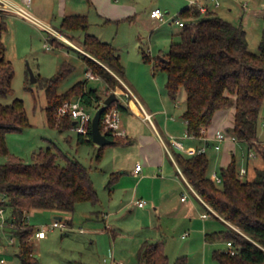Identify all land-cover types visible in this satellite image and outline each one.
Listing matches in <instances>:
<instances>
[{
  "label": "rangeland",
  "instance_id": "rangeland-1",
  "mask_svg": "<svg viewBox=\"0 0 264 264\" xmlns=\"http://www.w3.org/2000/svg\"><path fill=\"white\" fill-rule=\"evenodd\" d=\"M114 2L132 7L130 15L136 14L135 20L124 19L104 25L105 18L102 19L93 9L90 10L91 25L88 32L100 35L103 40L112 42L119 49L125 67V75L121 77L134 86L139 97L147 99L150 110L164 109L167 102L171 106L166 89L167 73L161 69L158 59L167 55L173 40L179 39L178 33L182 27L177 23L178 14L183 7L189 5L188 0ZM244 2L248 4L245 9L241 6ZM157 7L165 12L162 19L150 15L152 9ZM220 11L225 18L235 23L242 20L250 49L258 51L264 27V0H235L231 9L222 6ZM56 17L57 19H53L55 22L50 25L58 29L61 35L71 37L78 48L69 44L66 48L58 47L48 40L49 34L45 27L23 20L7 19V29L3 32L2 39L7 47L6 58L12 62L15 74L12 81L14 94L5 101L10 102L13 97L23 99L30 122L21 131L8 132L7 145L11 153L20 156L27 163L34 162L35 152L50 145L55 149L57 146L65 155L90 168L99 202H80L72 213L57 214L47 209L29 212L28 220L36 230L47 229L46 237L31 238L36 243V264H104V259L111 262L113 258L116 261L139 264L137 253L146 239L163 242L164 251L169 258L168 264H177V259L184 256L186 264H218L212 257L213 250L226 249L227 243H208L204 240V235L205 232L220 229L223 224L212 215L203 221L200 214L207 210L199 201L193 207L181 208L184 204L180 199L181 185L175 175L167 176L166 172L161 171L162 176H149L137 182L139 177H135L130 171L141 154L137 141L104 145L101 157L98 158L100 145L80 143L78 133L73 128L60 131L48 123L47 92L42 79L63 71L64 63L69 65L65 67L66 76L59 84V92L66 91L80 80H86L87 88H98L104 97L111 93L101 77L88 78V67L82 55L86 51L83 45L85 32L62 30L60 17ZM59 48L68 55L59 54ZM144 51L151 60L145 61ZM84 54L90 55L88 52ZM70 65L72 70H68ZM29 69L38 78L36 81L32 80ZM112 72L120 76L113 70ZM125 87L121 81L118 88L121 102H124ZM184 98L185 93L182 91L178 107L170 108V116L175 114V120L171 122L178 124L179 129L183 127L180 115L182 107H185ZM91 111L94 114L96 112L94 108ZM55 116L58 121L61 119L56 113ZM133 116L135 117L127 110L121 111L122 125L132 122L140 132L152 134L150 124L143 122L136 114ZM154 121L164 128L165 115H155ZM259 137L264 142V109L261 113ZM247 150L246 144L238 143L236 155L240 164L245 163ZM257 156L251 164L249 174L242 177L244 180L254 179L257 175L256 167L264 165L262 156ZM6 159L0 154V163H4ZM61 162L64 163L63 159ZM212 167L215 166L211 164L210 175L217 171ZM217 172L220 174V171ZM192 198L190 196L189 203ZM141 199L146 202L144 206L136 203ZM103 213L109 214L107 220L103 218ZM57 216H62L63 219L60 220ZM56 220L66 224L72 220L73 224L66 228L52 227ZM0 264H24L19 255V243L11 244L1 229Z\"/></svg>",
  "mask_w": 264,
  "mask_h": 264
},
{
  "label": "trees",
  "instance_id": "trees-1",
  "mask_svg": "<svg viewBox=\"0 0 264 264\" xmlns=\"http://www.w3.org/2000/svg\"><path fill=\"white\" fill-rule=\"evenodd\" d=\"M178 18L185 21L178 33L179 39L172 41L167 55L159 57L158 61L167 73L169 97L178 100L182 91L185 93L183 119L187 122V133L200 137L202 129H208L218 110L235 106L231 132L261 155L264 162V142L259 137L264 106V27L259 49L253 51L242 20L235 23L215 10L204 13L195 5L182 8ZM125 19L135 20V16ZM89 26L87 15L73 14L66 15L60 27L65 31L86 32L83 45L90 55H82L88 70L92 69L104 80L108 91H118L121 81L112 70L120 77L125 74L119 50L111 42L88 33ZM6 29L7 20L1 13L0 154L7 159L0 163V206L6 207L15 217L17 226L11 231L19 238L22 261L36 264V243L31 240L36 228L27 220V214L33 209L72 213L80 202H99V195L90 168L68 157L57 146L55 149L50 145L35 152L33 163L10 152L7 133L21 131L30 122L23 99L13 97L10 102L5 101L14 94L12 81L15 74L12 62L6 58L7 47L2 39ZM50 40L58 47L66 45L54 35ZM143 57L145 61L151 60L145 51ZM67 65L64 63L63 71L55 76L42 79L47 92L48 123L60 131L74 125L69 115L59 121L55 116L65 101L80 98L91 110L101 106L106 98L98 88H87L86 80L59 92ZM72 69L70 65L68 70ZM113 105L125 110L119 102ZM106 134L114 140L112 144L131 143L128 137L115 136L111 132ZM78 141L96 144L92 138V125L88 134H78ZM103 148L100 146L98 158ZM173 155L204 208L223 224L220 229L206 232L204 240L208 243L231 241L233 244L232 248L227 244L226 249H214L212 257L218 264H264V165L256 167L254 179L244 180L242 177L249 172L240 175L241 168L233 158L220 169V174L215 173L221 178L218 181L215 174H209L210 161L206 153L174 150ZM137 257L139 264L169 263L161 241L144 240ZM177 264H186V257L178 258Z\"/></svg>",
  "mask_w": 264,
  "mask_h": 264
},
{
  "label": "crops",
  "instance_id": "crops-1",
  "mask_svg": "<svg viewBox=\"0 0 264 264\" xmlns=\"http://www.w3.org/2000/svg\"><path fill=\"white\" fill-rule=\"evenodd\" d=\"M8 1L11 2L15 6L23 4L21 0H8ZM191 1L192 0H188L189 5H187V6H191ZM201 1H202V4H206L210 8V10H215L216 12L221 14L220 8L223 6V7H226L227 9H231V5L233 4V1H235V0H222V5L220 7L214 6V3H213L214 0H201ZM247 5L248 4L246 2L241 4V6L244 9L247 7ZM187 6H185V7H187ZM93 9L97 12V14L102 19L105 18V20L103 22L104 25H107V24H110L113 22H118L120 20H124L125 18H128L130 16H136V14L130 15L132 12V7H130L129 5H125V4H123V5L116 4L114 2V0H33L32 3L30 4L29 10L37 18L38 23L33 22L31 20H28L26 18H23V17L15 14L12 11H9L5 8L0 7V10L2 11L1 13H2V15L3 14L5 15L6 20L7 19H11V20L17 19L19 21L23 20L25 22L33 23L34 25H38V27H41V28L45 27V29L47 30V32L49 34L48 36L52 37L54 35L66 43V45L63 46L62 48H66L68 46V44L72 45L76 48H78L79 46L76 43H74V41L72 40L71 37H65V36L61 35V33L58 32V29H56V28L52 27V25H50V24H52L51 22H55L53 19L54 18L57 19L56 16H59L60 21H61L60 22V26H61L62 19L66 15L84 14V15L88 16V19L90 22V10H93ZM153 9H155V8H153ZM1 13H0V15H1ZM150 15H151V13H150ZM90 25H91V22H90ZM89 29H90V26H89ZM88 33H90V32H88ZM91 34H94V33H91ZM94 35H96V34H94ZM96 36L99 37L101 40H103L100 35H96ZM104 41H107V40H104ZM108 42H110V41H108ZM62 48H59V50H60L59 54L68 55V53L66 51L62 50ZM84 53H86V51H84ZM118 78L124 83V87H125V85L128 86L130 88V90L135 95V97L132 98L131 100L124 102L127 105V108L125 110H127L130 114H132L133 118L135 117V116H133V114L138 115L142 119L143 122L150 124V126L152 128L151 129L152 134H146V133L140 132L139 129L132 122L129 123L128 125H125V126L122 125L123 129L126 131V135H127L126 137H128V139L131 141V143L132 142L134 143V141H137L140 144V148H141L140 157L137 159L135 165L132 168H130V171L134 174V176L139 177L137 182L140 179H142V181H143L145 178H147L149 176L150 177L159 176V175H161V171H164V172H166L167 176L172 177V175H175L176 179H178V181L181 185L180 199H181V202L184 203L181 208H183L184 206H190L191 207L192 205H194L196 203V201H199L202 204V202L200 201L201 198L198 197L195 194V192L192 190V188L188 184L189 182L187 181V178L184 175V173L183 172L181 173L179 171L180 167L178 166V163H177V161L173 155V151L178 149V148L173 146L172 139H171L172 136L178 138L179 140H181L183 142L184 147L181 150L183 152L189 150V152H186V153H191V151H193V150L195 151L197 148L207 144L206 154H207L209 161H210L209 169H211V164H212V166H215L214 168L213 167L212 168L213 169L216 168L217 171H220V169L223 166L228 165L233 160V158L237 159L236 154H237L238 143H244L248 147V150H247L248 152H247V155L245 157L246 158L245 163L240 164V162L238 160H237V162H238V165L240 168L246 167V168H248V172H250L251 164L258 157L257 156L258 154L256 152V156L250 158L249 152L252 151L253 149H250L247 143H245L239 139L236 141L232 140V139H226L220 143L221 147L219 149L215 147V145L217 143H219L215 139V133L217 130L221 129V130H225L229 133H232L230 129L234 125L235 106H231V107L226 108V109L218 110L214 116L212 124L208 127V129H206V132L203 136L188 137L187 136V122L183 119V113L186 109L185 102H184L185 107L184 108L182 107V113L180 115L181 116V124L183 126L182 127L183 131H182V129H179L178 124H174L171 122V121L175 120V114H172L170 116V108L171 107L177 108L179 100H172L171 98H169L172 102L171 106H170L169 102H167V105L165 104L164 109H156V110L151 109L150 110L151 106L147 102V99L146 98L142 99L143 97H141V96L139 97L135 93V89L133 88L134 86L133 85L131 86V84L128 83L127 81H125L122 77L118 76ZM125 90H126V87H125ZM116 92L119 93V91H116ZM144 100L147 103H145ZM182 103H183V101H182ZM139 104L141 107L139 106ZM263 109H264V106H263ZM146 114L151 115L152 122L149 121L148 119H146ZM157 114H159V115L164 114L165 115L164 128L160 126L159 122L157 123L156 121H154V117ZM166 145L168 148L166 147ZM178 150H180V149H178ZM168 156H169L170 160H168ZM138 162H140L142 165V171L139 174H136V173H134V168ZM217 171H215L214 174L218 173ZM185 193H187L188 196L185 200H183L182 197L184 196ZM190 196H192L195 200L192 198L190 203H189ZM141 200H143V199H141ZM136 203L138 204V200ZM187 203L189 205H187ZM145 204H146V202H145ZM144 205H139V206H144ZM204 212H207V211L201 212L200 216L203 219V221H206V220H208L209 217L208 218L202 217V214ZM56 213L60 214L58 212H56ZM108 217H109L108 213H103L104 219L107 220ZM62 219H60V220H62ZM28 221L30 222V220H28ZM72 224H73V222L71 220L63 228H66L67 225H72ZM108 228L112 229L111 226ZM7 233L9 234V231H6V234ZM186 235H187V233L184 234L183 237H185ZM39 239H42V238H39Z\"/></svg>",
  "mask_w": 264,
  "mask_h": 264
},
{
  "label": "built area",
  "instance_id": "built-area-1",
  "mask_svg": "<svg viewBox=\"0 0 264 264\" xmlns=\"http://www.w3.org/2000/svg\"><path fill=\"white\" fill-rule=\"evenodd\" d=\"M22 1V5H13L11 2H9L8 0H0V7L1 8H5L9 11L14 12L15 14L26 18L28 20H31L33 22L38 23L37 18L30 12L29 7L30 4L32 3L33 0H21ZM214 6L215 7H220L222 5V0H214ZM197 6L199 7V9L202 12H207L208 10H210V8L206 5V4H202L201 0H192L191 1V6ZM151 16L154 18H160L162 19L165 16V12L157 7L155 9L152 10L151 12ZM177 23L179 24V26H184L185 25V21L183 19H177ZM51 37L49 36L48 40ZM87 75L88 78L91 79H98L100 76H98L92 69H89L87 71ZM126 86V85H125ZM118 96L120 97V93H118ZM124 102H127L129 100H131L132 98L135 97L134 93L130 90V88L128 86H126V91L124 92ZM103 104V102L101 103V105ZM100 107V106H99ZM99 107L97 109H95L96 111L99 109ZM60 118H62L65 115H69V117L74 120V125H73V129L78 133V134H83L86 135L88 134L89 131V126L92 125V120H93V116L94 113L87 107V105L80 99V98H76L73 100H69V101H65L55 112ZM146 119H148L149 121L152 122L151 119V115L146 114ZM101 122H102V131L104 133L107 132H111L113 135L115 136H126V131L124 129H122V119H121V110L119 109L118 105H109L106 107V109L104 110L102 117H101ZM206 130L203 128L202 129V135L203 136L205 134ZM188 137H192L193 135H190L187 133ZM172 144L174 147L178 148V149H183L184 144L181 140H179L178 138L172 136ZM215 139L219 142L215 145L216 148H220L221 147V142L226 140V139H232V140H238V138L232 134L229 133L225 130H217L215 133ZM167 147V145H166ZM168 148V147H167ZM207 150V144L203 145L199 148H197L195 151L193 152H197V153H206ZM191 152V153H193ZM256 156V152L255 151H250L249 152V157H255ZM247 168L246 167H242L240 169V175H244L247 173ZM142 171V165L140 162H138L134 168V173L139 174ZM179 171L182 173V170L179 168ZM216 175V179L218 181H221V178ZM190 185V187L192 188V190L195 192V194L197 196L198 193L196 192V190L192 187V185L190 183H188ZM187 193L184 194V196L182 197L183 200H185L187 198ZM138 204L139 205H144L145 201L144 200H138ZM210 216V214L208 212H204L202 214V217L204 218H208ZM29 219V214H27V220ZM65 223L63 221H59L56 220L53 224L52 227H65ZM16 222H15V217L10 213V211L4 207V206H0V229L3 231V233L7 236L8 241L11 244H14L15 242L19 243V239L18 236L15 235L14 233H12L11 229L16 228ZM107 227H110L109 225H107ZM6 231H9V234H6ZM9 235V237H8ZM47 235V229L45 228H38L35 232V237L37 238H44ZM228 247L232 248L233 244L231 241L227 242ZM234 253V251H232ZM2 262H5L4 259L1 260ZM107 259H104V264H131L125 261H116L114 258L111 259V262H107Z\"/></svg>",
  "mask_w": 264,
  "mask_h": 264
},
{
  "label": "water",
  "instance_id": "water-1",
  "mask_svg": "<svg viewBox=\"0 0 264 264\" xmlns=\"http://www.w3.org/2000/svg\"><path fill=\"white\" fill-rule=\"evenodd\" d=\"M32 80L36 81L37 77L35 76L34 72L32 69H29ZM114 102H119L120 105L123 108H127L126 103L121 102L120 97L118 96L116 91H112L104 100H103V104L99 107V109L95 112L94 116H93V120H92V138L93 141L100 145V146H104V145H108V144H112L114 142V140H112L111 138H109L107 136L106 133H104L101 129V117L102 114L104 112V110L106 109L107 106L111 105ZM58 219H62V216H57Z\"/></svg>",
  "mask_w": 264,
  "mask_h": 264
}]
</instances>
